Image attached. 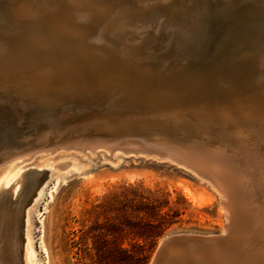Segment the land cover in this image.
I'll list each match as a JSON object with an SVG mask.
<instances>
[{"label": "rangeland", "instance_id": "1", "mask_svg": "<svg viewBox=\"0 0 264 264\" xmlns=\"http://www.w3.org/2000/svg\"><path fill=\"white\" fill-rule=\"evenodd\" d=\"M37 1L0 0V110L8 111L18 126L13 139L2 138L0 153L70 125L86 128L84 134L94 128L99 132L105 125L116 129L104 116L93 120L76 114L80 91L90 94L100 87L110 91L119 75L194 74V85L211 91L199 106L229 102L244 94L247 85L264 83V0H43L45 11L36 16L38 10L32 5L36 8L42 0ZM202 13L212 34L204 31ZM200 45H209L210 54H204ZM189 48L197 53L192 55ZM234 108L233 112L240 111ZM218 116L209 118L217 123L214 138L222 133L218 129L222 115ZM194 130L204 141L203 131ZM102 148L50 153L57 158L61 152L76 150L82 167L57 185L41 210L43 222L33 218L34 239L42 235L47 248L44 264H149L168 234H220L226 212L220 205L221 194L209 183L175 164L131 150L118 149L119 158L113 162L111 151L107 154ZM40 153L46 151L35 155ZM46 169L28 166L26 194L45 178ZM120 247L127 254L120 253ZM194 256L191 264L196 262ZM183 259L178 263L189 264Z\"/></svg>", "mask_w": 264, "mask_h": 264}, {"label": "bare ground", "instance_id": "2", "mask_svg": "<svg viewBox=\"0 0 264 264\" xmlns=\"http://www.w3.org/2000/svg\"><path fill=\"white\" fill-rule=\"evenodd\" d=\"M34 1L36 3V0ZM171 2L172 0L170 3ZM40 4L39 6L36 5V8L34 4L32 5L34 6L33 9H36V11L38 10L36 16H40V12L42 15L45 11L43 0ZM176 9L177 8L174 10ZM144 11L149 12L148 10ZM26 12H28V15L31 13V11L29 13L28 10ZM142 15L144 16V12ZM202 15L203 19L205 17L207 19L206 13H202ZM186 17L184 16V18ZM206 19H204V31L205 33L212 34L210 26L206 24ZM213 19L215 22V18ZM170 20H172V18H170ZM187 22H189V20H187ZM134 24H137V22ZM158 24H160L159 21ZM144 26H147V23ZM229 26H231V24ZM232 26L234 27V25ZM140 28L141 26H139V29ZM148 31L146 30V33ZM172 39L174 38L172 37ZM200 48L201 50L203 48L208 50L209 45H200ZM183 49L184 48H182V50ZM189 51L192 55L197 53V50H194V48H189ZM105 80L109 81V79ZM102 87H104V85ZM249 87L247 85V87L244 88L245 90L247 89L243 92L244 94L239 95L236 99L229 102H220L219 104L204 102V104L200 106L198 105V110L200 112L199 118L195 120H193V118L190 120L194 129L203 131L204 136H206L204 141L197 140L195 142L197 150L202 152L205 156L204 159L206 163L202 164L198 156L194 157V163L198 168L202 167L209 176H204V174L198 170H193L192 172L196 174V176L198 175L201 180H204L213 186L221 194L222 199L220 205H222L221 207L224 208V211L226 212L227 221L222 227L220 234L227 233V224H230L229 227L232 228L228 232L231 236V240L226 241L222 246H213L212 244L207 246L208 249L206 247L199 249L193 248V253H195V264H264V144L262 143L264 141V83L257 84L256 87ZM237 90L236 87L232 90L235 95L237 94ZM235 106L237 109L240 107V111L233 112L232 108ZM236 113H238V115ZM218 114L222 115L221 124L218 128L222 133L220 138H214L217 131V123L209 121V118L216 117ZM259 120L260 122H257ZM208 121L210 123L209 125L207 123ZM96 125L99 126L98 124ZM243 125L246 126L245 129L242 127ZM5 126L8 130L4 134L9 136L10 140L13 139L17 132L14 117H12L8 111L0 110V127ZM70 126L68 129H65L64 127V130L62 129L63 131L61 130L59 132L58 130L54 131L51 129L52 131H46L37 137L31 138V144L25 145L24 147L22 146V148L8 149L7 151H2L0 153V236H2V240L0 239L2 241V244L0 242V264H44L43 261L46 259L45 253H47V248L43 243L42 235H39L37 239H34L33 218L35 216L40 223L43 222V211L41 210L46 209V203L52 197L57 185L65 179L68 173L78 171L82 167L81 161L76 155V150H73L72 152H68L67 150L66 152L68 153H63L61 152L62 150H60L59 153L61 152V154H57V158H54V156L52 157L50 155L51 152L62 148L83 149L85 152L86 149L89 151H95L96 149L103 147L106 148L104 150L105 153L107 152L106 150L111 151L110 154L113 155V157L109 155V158L111 157L113 162L117 161V158H119L120 154L118 149H124L127 151L131 150L142 154L132 146L133 141L130 137L132 136L133 130L130 127L117 125L118 129H115L105 125L100 126L101 128L99 127V132L94 131L96 129L94 128L90 130V132L84 134L83 132L86 131V128L81 130L78 129V126ZM88 128L89 127H87V129ZM125 128H128L131 131L127 129L125 130ZM113 129L117 132H114ZM4 134L2 135L1 133L0 135V143H2V138L5 137ZM42 150L46 151V154H41V152L40 154L35 155ZM77 151L79 153V151L82 150ZM89 151L88 153H90ZM48 154L50 156H47ZM34 155V159L24 163L30 160ZM67 155L69 157L67 160L61 159V157ZM142 155L149 157L146 154ZM15 159L17 160L15 161ZM29 165L39 168L45 167L47 169L45 170V178L41 180L37 186L35 185L36 187L31 192L26 194L23 191V185ZM9 187H11L10 191ZM41 201H44L42 208L38 207V203ZM164 238L165 237L159 241V244ZM227 250L230 251L227 252ZM183 258H185V256L181 259ZM176 264H179L178 261Z\"/></svg>", "mask_w": 264, "mask_h": 264}, {"label": "water", "instance_id": "3", "mask_svg": "<svg viewBox=\"0 0 264 264\" xmlns=\"http://www.w3.org/2000/svg\"><path fill=\"white\" fill-rule=\"evenodd\" d=\"M202 51L210 54L206 48ZM177 74L126 75L117 77L110 91L99 88L90 94L80 91L77 118L96 120L104 116L115 125L130 127L135 150L153 160L175 164L191 173L198 170L209 176L194 163L195 156L202 164L206 162L205 156L197 150L195 142L200 137L190 120L199 118V101L208 99L211 91L199 90L194 85V74ZM7 130L6 126L0 127V135ZM4 136V140L9 137ZM229 226L226 225L225 234H168L157 245L149 264H176L183 256L191 264L193 248H207L212 244L220 247L231 240L228 232L232 228Z\"/></svg>", "mask_w": 264, "mask_h": 264}, {"label": "trees", "instance_id": "4", "mask_svg": "<svg viewBox=\"0 0 264 264\" xmlns=\"http://www.w3.org/2000/svg\"><path fill=\"white\" fill-rule=\"evenodd\" d=\"M148 205H149V204H147L146 206L148 207ZM149 207H150V208H154V205L151 204V205H149ZM148 221H149L148 224H151V223H152V220L149 219ZM98 249L100 250V248H98ZM118 249H119V252H120V253H122V254H127L126 249H124V248H122V247H120V248H118ZM143 257H144V255H143Z\"/></svg>", "mask_w": 264, "mask_h": 264}]
</instances>
